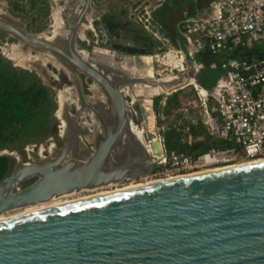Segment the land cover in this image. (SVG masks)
I'll list each match as a JSON object with an SVG mask.
<instances>
[{
  "label": "water",
  "instance_id": "water-1",
  "mask_svg": "<svg viewBox=\"0 0 264 264\" xmlns=\"http://www.w3.org/2000/svg\"><path fill=\"white\" fill-rule=\"evenodd\" d=\"M91 11L92 0H86L67 28L69 34L52 41L0 16V32L31 53L54 59L71 76L81 100L76 117L71 105L61 112L66 135L60 148L33 165L16 155L13 172L0 183V217L73 193L148 177L155 158L162 155L153 136H144L142 142L133 130L132 109L143 101L129 105L127 99L133 98L137 85L158 83L123 74L122 65L129 58L118 56L120 62L110 66L97 56L89 61L77 48L83 20ZM103 46L111 48L106 37ZM131 54L133 67L142 57ZM181 77L187 79V74ZM87 80L96 85L95 98L87 95ZM99 108L106 111L107 122L89 150L80 139V126L86 124L82 119L87 109L99 120ZM142 112L147 114L143 108ZM97 124L102 126L100 120ZM0 264H264V163L0 222Z\"/></svg>",
  "mask_w": 264,
  "mask_h": 264
},
{
  "label": "built area",
  "instance_id": "built-area-1",
  "mask_svg": "<svg viewBox=\"0 0 264 264\" xmlns=\"http://www.w3.org/2000/svg\"><path fill=\"white\" fill-rule=\"evenodd\" d=\"M172 1L141 0L132 17L153 39L170 48L154 58L159 65L171 69L172 76L174 70L186 74L192 67L197 72L203 70L196 58L204 53L225 57L219 65L211 66L212 70L223 71L212 90L204 89L197 81L184 86L195 89L200 119L213 148L191 157L168 152L165 141L157 139L162 155L155 158L152 174L139 180L172 181L264 161V0H210L207 10L198 17L185 12L176 25L183 43L179 50L172 49L154 18ZM178 56L181 60L176 59ZM54 147L51 146L53 150ZM35 148H28L27 152L35 153Z\"/></svg>",
  "mask_w": 264,
  "mask_h": 264
},
{
  "label": "rangeland",
  "instance_id": "rangeland-1",
  "mask_svg": "<svg viewBox=\"0 0 264 264\" xmlns=\"http://www.w3.org/2000/svg\"><path fill=\"white\" fill-rule=\"evenodd\" d=\"M140 1L141 0H92V11L88 16L89 20H83V26L87 28L90 27V30L87 29L84 32L82 40L78 39V50L81 53L87 52L91 55L94 49L101 52H110L116 55V58H113L115 64L120 62L116 59L121 56L129 58V60L133 59V55L130 51L136 52V54L141 57H150L153 59L152 69L155 75L152 80L142 79L143 81L156 82L162 79L181 77V75L186 74V72L178 73L174 70L172 76L171 69L156 63L154 57L162 56V54L167 53L170 48L153 39L134 21L132 11ZM80 2L81 0H0V16L5 15L14 22L23 24L34 36L53 38L57 27L58 29L60 27V21H62L67 28L73 26L76 17L75 14L79 8ZM103 36L104 39L102 38ZM63 37L65 38L64 35ZM105 37L110 43V49L103 46ZM19 44V42L10 38L7 34L0 32V70L8 68L27 73L28 76L38 80L43 87L49 90L50 98L53 103L47 117L44 119L45 124L38 125L33 130L30 128L29 131H23L18 139H12L11 143L0 147V157L7 156L14 160L12 172L17 164L16 155H18L26 165H33L36 159L47 158L52 154V145L57 146L54 149L60 148L58 138L63 131L64 122L57 115L60 105L59 94L65 87H74L65 70L59 71L54 68L51 63L41 59L38 60V58H36L39 56L38 54L32 53L35 57L32 59L33 62L31 60L28 63H18V59L15 57V47ZM181 48H183V43ZM43 56L47 55L44 54ZM91 59L92 58H88L89 61ZM131 62H134V60ZM118 71L121 72V70ZM123 74H126L130 78H137V76L129 75L125 72ZM184 86L177 88V90H179L177 93L170 92L151 98L149 100L151 106L146 115L142 112L141 104L137 103L136 107L132 109L134 114L132 121L133 125L137 128L146 130L145 136L150 135L155 139L164 140L168 152L189 155L191 148L195 145L207 142L209 150L213 148V142L211 137H208L209 134L201 122L199 103L195 97L194 87L185 88L186 86ZM94 87L95 85L93 82L86 81V92L89 98H95V94L92 93ZM99 92L101 93V91ZM127 99L129 105H132L134 100L137 102L140 100L137 98L136 92L133 93V98H129L128 96ZM76 109V107H73V111ZM91 116H93V114L88 112V115L84 118V123L88 125L92 124L91 121H93V117ZM150 119L155 120V130L153 129L151 132L147 131V123ZM48 123L50 124L49 126L47 125ZM91 129L90 126L88 130ZM85 142L89 150L94 148V144L89 139L88 142L86 140ZM33 147H36L35 153L27 152L28 148L32 149ZM43 150H46V152L42 154ZM33 182L34 180L29 181L25 185H30ZM148 182L150 183L149 180H136V183L130 181L121 186L110 188V190L114 192L136 184H148ZM110 190L107 189L105 192L110 193ZM85 195L92 197L98 195V193L85 192L84 195L77 196V198L72 197L62 200L61 202L66 203L67 201L74 202L76 200L86 199L88 196ZM22 211L23 210L6 214L5 218H16L24 212ZM19 212L22 213L19 214Z\"/></svg>",
  "mask_w": 264,
  "mask_h": 264
},
{
  "label": "bare ground",
  "instance_id": "bare-ground-1",
  "mask_svg": "<svg viewBox=\"0 0 264 264\" xmlns=\"http://www.w3.org/2000/svg\"><path fill=\"white\" fill-rule=\"evenodd\" d=\"M85 2H86V0H81L79 8H78V10L76 11V14H75L76 15L75 20L78 17V15L82 12L83 8L85 7ZM88 18L89 17L87 16L85 19L89 20ZM59 26L60 27H59V29L57 27V30H56L55 35L53 36V38L52 37L51 38L43 37V38H46L47 40L52 41L56 36H58L60 34L61 35H63V33L65 35L69 34V31H68L67 27L65 26V24H63L62 21H60ZM86 30H87V27L83 26L82 29H81V32H80L79 39L82 40L83 34H84V32ZM15 48H16L15 57H17L16 59H18V63H20V64H23L25 62L28 63L32 59L35 58L32 55L30 50L25 49L26 47L23 44L20 43ZM82 55L84 57H86V58H93V57L95 58L97 56L99 59H101L102 63H104L106 65H110V66H116V64L113 62V58H116V55H113L110 52H101V51L96 50L94 56L91 55V54H88L87 52H83ZM173 56L174 55H171L170 57L172 59H174ZM36 58H38V60L41 59V60H45L48 63H51L52 66L54 68H56L57 70H59V71L65 70L62 66H60L51 57L39 55ZM176 59L181 60L180 57H178V58L176 57ZM131 61L130 60H126L124 62V64L122 65V68H123V70L125 72H127V73H129V74H131L133 76H137V78H140L141 80L142 79L152 80L154 78L155 73H153V69H152V62H153L152 58L144 56L141 59H139L138 61H136V62H138V64L134 63L133 67L130 66L131 65ZM32 62H33V60H32ZM140 63L143 64V67L141 66ZM132 65H133V63H132ZM66 74L68 75L69 80L71 81V79H70L71 76H69V73L67 71H66ZM156 82L158 83V85H155L153 87H151L148 84H146V85L141 84V85H137L136 86L137 87L136 88V96H137V98H139V99H141L143 101L142 104H141V107L145 110V112H148V110L150 109V106H151L150 103L151 102L149 100L151 98L157 97V96H159L161 94H167V93L170 92V90L172 91V90H174L176 88L181 87L182 85H187V83H188V81H186L185 77H181V78L180 77L179 78H173L172 77V78H167L165 80L162 79V80H159V81H156ZM178 85H181V86H178ZM188 85L191 86L192 83H188ZM97 89L95 88V90H97ZM96 92L99 93L98 91H96ZM59 104H60L59 105V111H58L57 115H58V117L61 120H62L61 112H62V110L64 108L67 107V105H71L73 107L81 109V100H80V97L77 95L76 90L74 89V87L73 88L65 87L64 91H62L59 94ZM95 119L96 118H94V121H95L94 124H96V126H98V124H97ZM154 121L155 120H152V119H150V121L148 120L147 131L151 132L154 129ZM63 126H65V125L63 124ZM97 130H99V128ZM133 130L136 133V135L142 140V142H144L145 141L144 136H145V133H146L145 131L146 130L137 128L135 125H133ZM155 140H157V139H155ZM147 146H148L149 151L152 152V149L150 148V145H147ZM261 163H264V161H259V162H253V163L244 164V165L233 166V167H229V168H225V169L208 171V172H204V173H201V174H197V175H195L193 177H200V176L209 175V174H215V173L224 172V171H228V170H235V169H238V168H241V167H246V166H251V165L261 164ZM193 177L177 178V179L172 180V181H177V180L186 179V178H193ZM165 182H170V181H165ZM165 182H150V183L148 182V184H144V185H137L136 184V185L129 186L128 188H124L122 190H117V191H114V192H111L110 188L118 187V185H111V186H108V187H105V188H101V189H97V190L82 191V192H78V193H73V194H70V195H66V196H64L62 198L54 199L53 201H51V202H49L47 204H43V205H39V206H36V207H31V208L24 209L23 210L24 212L23 211H22L23 213L19 212V214L20 213H22V214H20L16 218H10L9 219V218H5L6 217L5 215L1 216L0 217V222L9 221V220H13V219H18V218H21V217L32 215L34 213L46 211V210H49V209H52V208L60 207V206H63V205H68V204H71V203H79V202L90 201V200L104 198V197L113 196V195L125 194V193L131 192V191H135V190L142 189V188H147V187H150V186H155V185L162 184V183H165ZM107 189L110 190V193L105 192V190H107ZM85 192H97L98 195H96V196L94 195L92 197H90L88 195H85V196H88L90 198L86 197V199L76 200L74 202H69V201H67L66 203H62L61 202L62 200H65V199H68V198H72V197H74V198L76 197L77 198V196H80L82 194L84 195ZM85 196H84V198H85Z\"/></svg>",
  "mask_w": 264,
  "mask_h": 264
},
{
  "label": "trees",
  "instance_id": "trees-1",
  "mask_svg": "<svg viewBox=\"0 0 264 264\" xmlns=\"http://www.w3.org/2000/svg\"><path fill=\"white\" fill-rule=\"evenodd\" d=\"M213 57L218 65L225 60L224 56ZM222 75V70H212L208 67L199 76L198 83L204 89L212 90ZM52 103L49 90L43 87L38 80L28 76L27 73L14 69H1L0 147L11 143L12 139H18L23 131H29L30 128L33 130L36 126L45 124L44 119L47 117ZM207 144L204 142L195 145L191 148L189 156L196 157L206 152L209 148ZM13 167L14 160L12 158L0 157V183L10 175Z\"/></svg>",
  "mask_w": 264,
  "mask_h": 264
},
{
  "label": "crops",
  "instance_id": "crops-1",
  "mask_svg": "<svg viewBox=\"0 0 264 264\" xmlns=\"http://www.w3.org/2000/svg\"><path fill=\"white\" fill-rule=\"evenodd\" d=\"M209 2L210 0H174L155 13V21L162 26L164 36L172 43V49L179 50L182 46L181 40L178 38L176 25L183 14L186 12L192 17H198L207 10ZM135 7H137V5ZM87 29L90 30V27ZM196 62L203 66V70L197 72L195 71L196 68H190V73L187 74L186 79L188 83L194 81L198 83V78L201 73L205 68H211L213 64H216V59L210 54L205 53L199 55L196 58Z\"/></svg>",
  "mask_w": 264,
  "mask_h": 264
},
{
  "label": "flooded vegetation",
  "instance_id": "flooded-vegetation-1",
  "mask_svg": "<svg viewBox=\"0 0 264 264\" xmlns=\"http://www.w3.org/2000/svg\"><path fill=\"white\" fill-rule=\"evenodd\" d=\"M130 53H131V51H130ZM64 91V90H63ZM61 93V92H60ZM88 112H91L92 114H94L91 110H89V109H87L86 110V115L88 114ZM105 110L104 109H101V108H99L98 109V115H99V120H100V122L102 123V126L101 125H99L98 124V126H96V124H94L95 123V121H94V117H93V121H91L92 122V124H89V127L91 126V130H88L87 128V125L86 124H84L83 126H80V133L82 134V135H80V139L83 141V143H84V145L87 147V144H86V142H85V140L88 142V139L93 143L94 142V140H98L99 138H101L102 137V135H103V132H102V127H104V126H106V124H105V122H107V121H105L106 119H105ZM72 113V112H71ZM77 114H78V111H77V109L76 110H74L73 111V113H72V116L73 117H76L77 116ZM98 115H95V117H97ZM84 118H85V116H83V119H82V122L84 123ZM96 120V119H95ZM99 120H96V122H98L99 123ZM99 128V130H97ZM65 135H66V128H65V126H64V128H63V131H62V133L59 135V147H61V145H62V143H63V140H64V138H65ZM86 135H88V136H86ZM57 146H55L54 148H56ZM88 148V147H87ZM91 150H92V148H91Z\"/></svg>",
  "mask_w": 264,
  "mask_h": 264
}]
</instances>
